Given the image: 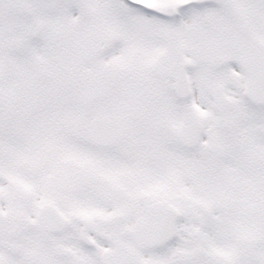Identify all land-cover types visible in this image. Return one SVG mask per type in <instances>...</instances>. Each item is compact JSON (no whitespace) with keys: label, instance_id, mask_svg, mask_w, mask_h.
Segmentation results:
<instances>
[{"label":"snow or ice","instance_id":"6c2138e0","mask_svg":"<svg viewBox=\"0 0 264 264\" xmlns=\"http://www.w3.org/2000/svg\"><path fill=\"white\" fill-rule=\"evenodd\" d=\"M0 264H264V0H0Z\"/></svg>","mask_w":264,"mask_h":264}]
</instances>
